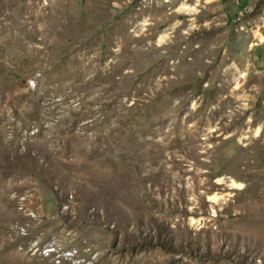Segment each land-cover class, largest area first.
Instances as JSON below:
<instances>
[{"label":"rangeland","instance_id":"1","mask_svg":"<svg viewBox=\"0 0 264 264\" xmlns=\"http://www.w3.org/2000/svg\"><path fill=\"white\" fill-rule=\"evenodd\" d=\"M50 240L264 264V0H0V264Z\"/></svg>","mask_w":264,"mask_h":264},{"label":"built area","instance_id":"2","mask_svg":"<svg viewBox=\"0 0 264 264\" xmlns=\"http://www.w3.org/2000/svg\"><path fill=\"white\" fill-rule=\"evenodd\" d=\"M11 229L13 233H17V231H14L13 225L11 226ZM20 251L32 257H37L44 261H48L50 262V264H60V261L58 260L57 241L54 240L46 242L40 241V243H28V250ZM81 254L84 258H86V260H88V264H95L93 257H90V255H86V253L82 250ZM68 264H72L71 256H69L68 258Z\"/></svg>","mask_w":264,"mask_h":264},{"label":"bare ground","instance_id":"3","mask_svg":"<svg viewBox=\"0 0 264 264\" xmlns=\"http://www.w3.org/2000/svg\"><path fill=\"white\" fill-rule=\"evenodd\" d=\"M214 199H216L214 197ZM23 236H26L25 229L21 227L20 229ZM29 243H39L38 241H31ZM62 245V244H61ZM20 250H28L27 247L24 245H20ZM57 251H58V260L60 261V264H68V258L71 256V262L72 264H88V260L83 257L81 254V250L74 247H61L57 243ZM86 255H90V253L86 252Z\"/></svg>","mask_w":264,"mask_h":264}]
</instances>
